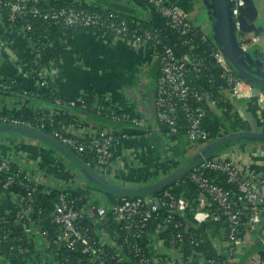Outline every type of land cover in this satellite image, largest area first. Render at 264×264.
<instances>
[{
  "label": "built area",
  "instance_id": "obj_1",
  "mask_svg": "<svg viewBox=\"0 0 264 264\" xmlns=\"http://www.w3.org/2000/svg\"><path fill=\"white\" fill-rule=\"evenodd\" d=\"M50 1L60 0H0V52L13 50L11 33L27 38L35 46L32 50L34 66L28 58L12 57L19 72L41 88L49 89L54 85L60 67L54 62L41 63L46 46L39 37L33 36L35 18L53 27L54 32L86 28L101 34L112 33L116 38L130 41L136 48L153 46L159 64L155 116L159 125L169 129L168 134L174 140L185 135L193 143L206 144L212 138L204 128V117L207 109L218 105L212 99L210 89L213 85L193 86L188 79L190 71L197 76L205 74L208 81L210 70L217 65L231 97L255 96L260 103L264 102V91L236 75L209 33L195 24L189 12L178 3L141 0L163 18L161 26L144 28L139 22L119 18L113 11H91L83 0H74L67 6H57ZM233 1L236 6L232 13L237 17V7L243 0ZM235 25L239 32L237 20ZM169 33L181 39L184 54L170 44L164 45L162 51L157 50L163 44L162 37ZM240 42L244 51L258 47L257 38L249 34L241 36ZM199 45L208 48V57L193 48ZM81 99L67 101L66 107H75L76 101ZM81 106L86 109L85 103ZM105 106L113 119H120L108 101ZM181 112L188 124L184 133L179 123ZM61 114L55 108L29 118L4 114L0 115V124L40 130L49 123L55 139L76 153H94L90 163L99 173H107L113 166L115 145L120 136H124L122 132L112 127L90 128L91 121L56 122ZM85 129L89 130L84 132ZM18 152L21 154V150L15 149L12 154L0 158V176L4 175L0 184L7 191L18 186L26 192L21 196L9 191L15 195L19 208L14 224L21 234L15 239L27 242V246H11V256L0 249V264H15L19 255L20 264H239L246 237L258 233L264 216L259 179L245 172L229 151H225L204 158L186 179L154 195L123 196L112 201L95 190L84 192L86 185L80 178H68L66 186L59 190L53 212L43 218L42 210L35 204L36 197L39 194L50 196L56 187L47 174L37 170L34 161L26 159L25 155L17 159ZM208 171L216 172L217 176H209ZM219 174L225 175L236 189L221 186L217 180ZM187 181L197 187L194 200H187L175 191L179 185L186 186ZM6 221L0 219V226ZM206 244L213 251L211 255L205 250ZM185 245L189 246L190 253L184 258L181 252ZM61 252L69 256L57 259ZM262 252L261 249L254 251L255 264H264ZM71 254L77 257L72 258Z\"/></svg>",
  "mask_w": 264,
  "mask_h": 264
},
{
  "label": "crops",
  "instance_id": "obj_2",
  "mask_svg": "<svg viewBox=\"0 0 264 264\" xmlns=\"http://www.w3.org/2000/svg\"><path fill=\"white\" fill-rule=\"evenodd\" d=\"M83 1L88 5L107 8H138L137 12H140L141 17L146 18L153 26H161L163 23L162 16L141 0ZM169 1L184 7L192 21L202 26L209 33L213 43H216L214 28L207 9L209 2L205 0ZM254 2L259 10L255 23L264 28V0H254ZM249 35L257 38L258 47L249 48L243 54L246 55L252 67L262 70L264 68V33L257 36L252 32ZM11 39L14 41L13 50L0 52V77L19 80L26 90L45 89L37 86L32 79L25 78L19 72L12 57L14 55L19 58H28L29 55L32 56L35 46L27 38L16 33H11ZM54 39L60 52L61 69L55 78L54 85L49 89L65 101L79 99L90 93L104 96L105 101L116 109V114L123 113L128 120L122 127L101 125L98 122H90L87 112L73 114L66 106L59 110L61 113L72 114V117L78 121L90 122V128L112 127L122 132L124 136H120L119 143L114 148L113 166L107 173L101 174L109 183L134 190L155 185L179 168L199 158L216 141L231 135L245 134L226 146L220 153L229 151L245 172L256 175L264 197V140L249 137V134H264V102L260 103L255 96L246 99L231 97L225 87L219 66L212 67L209 73L210 80L207 81L209 77H204L201 87L211 83L222 95L229 98L233 108L226 110L216 106L207 109L204 128L212 137L208 143H193L185 135L180 140H174L163 130L166 127L159 125L155 116L159 65L154 57L153 46L136 48L130 41L116 38L112 33L101 34L89 30H78L72 34L55 31ZM166 40L177 49L181 43V39L172 33L166 36ZM193 48L208 57L209 50L206 46L199 45ZM0 103L4 114L24 118L51 108L42 105L33 97L23 98L17 94L0 95ZM115 121L121 122L120 119ZM88 130L85 129L84 132ZM15 149L21 150V154L16 153L17 159L25 155L26 159L34 161L37 170L50 175L57 190L65 187L67 179L71 177L80 178L85 185L86 180L89 181L74 162L51 145L18 132L0 131V158L12 154ZM95 191L100 193L98 190ZM175 191L187 200H194L196 194L195 190L182 185L177 186ZM14 196L0 184V219L16 216L19 208ZM245 244L239 264H255L254 251L264 250V216L259 224L258 233L247 236ZM205 250L209 252V255L213 253L208 244L205 245ZM181 253L184 258L189 255V246L185 245ZM189 259L190 256L187 260Z\"/></svg>",
  "mask_w": 264,
  "mask_h": 264
},
{
  "label": "trees",
  "instance_id": "obj_3",
  "mask_svg": "<svg viewBox=\"0 0 264 264\" xmlns=\"http://www.w3.org/2000/svg\"><path fill=\"white\" fill-rule=\"evenodd\" d=\"M50 2L52 4H56L57 6H67V5L73 4L74 0H60L58 2H53V1H50ZM88 8L91 11H98V12L104 11V10H106L107 12L113 11L119 16V18L127 19L130 22L131 21L139 22L144 28H154L155 27L150 22H148L146 20V18L141 17L140 12H137L138 8L130 9V8L122 7V8L118 9V8H109V7L107 8V7H102V6H98V5L97 6L96 5H88ZM124 9H127V10H124ZM33 22H34L35 28H36V31H35L36 33H34L33 36L39 37L41 39V41L46 46V48L44 49V51L42 52V55H41V63L43 65H49L51 62H54V63H57L61 69L60 52H59V49H58L56 42H55V39H54L53 27H48L47 23L43 22L39 18L33 19ZM78 30H85L86 31L87 29L86 28L68 29V30H66V32L69 34H72ZM162 41H163V44L157 48L158 51H162L161 49L163 48L164 45H169V42L166 40L165 36L162 37ZM177 47H178L177 50L180 51V53L184 54L185 50H184L183 45L180 43ZM28 60L30 61V64L32 66H34V64L32 63L33 57L29 55ZM158 75H159V73H158ZM204 75L197 76L194 72L190 71L188 74V79L193 86L201 88L202 83H203V78L206 76V75L205 76ZM20 83L21 82L17 79L14 82V81H12V78H1L0 77V84H1L0 85V95L6 96L8 94H17V95H20L21 97L24 98V97H27L25 95V93H27L29 95V97H31V98L33 97L35 100H38L42 105L47 106V107H51V108H55L58 110H61L63 107H65L67 105L66 104L67 101L61 99L57 94L53 93L51 91V89H47V88L38 89V88H36V89L26 90L24 87L21 86ZM210 91L213 93L212 99H214L218 102L217 103L218 107L226 109V110L233 108L232 102L229 100L228 97H225L221 93H219L220 91L218 90V88H216L215 86H212ZM58 100L61 102L60 104L57 102ZM82 103L86 104L85 110L82 109V106H81ZM0 106H1V103H0ZM68 109L70 111H72L73 114H75L76 112H82V114H84V112H87V116L91 122H93V121L98 122L101 125L122 127L123 123H126L128 121L124 117L123 113H120V112L118 113V115H120L121 122L115 121V119H113V117H112L111 111L108 110L105 106V97L101 96V95H95L93 93L84 95L81 100L76 101L75 107L68 108ZM0 115H4V112L1 110V108H0ZM31 120L36 121L35 118H31ZM59 120H62L66 123H73L76 121V119L74 117H72V114H69L66 112L62 113L60 116H58L56 119V122ZM179 123L181 126L180 129L184 133L188 127V124H187L186 117H185L183 112L180 113ZM6 125L17 126V127L23 126V125H11V124H6ZM39 131L53 137L51 134V125L49 123H47V126L45 128L40 129ZM237 139L238 138L231 140L226 145H222V146L220 145L215 150L209 148L211 150L209 151L210 153L207 156V158L215 156L216 154L220 153L221 150H223L226 146L231 145ZM260 140H264V137L260 138ZM68 149L70 152L67 151L68 154L66 153V155H65L67 159H70L72 162L81 163L87 171H90V170L96 171L95 166L90 163V161H92L94 153L93 154L88 153V152L76 153L73 150H71L70 148H68ZM199 163H197L191 167L190 166H184V167L179 168L176 171V172H178L177 173L178 177H176L178 179H173V180L169 179V178H171L170 177L172 175L171 174L169 177H167L166 179H163L161 182H158L155 185L149 186V188L155 187L154 188L155 194L162 193L167 188L175 185V182H177L178 180L181 179V181H182V180L186 179L189 172ZM176 172H174V173H176ZM207 173L211 177L217 176V173L214 171H208ZM100 174H103V173H100ZM83 176H84V174H83ZM3 179H4V175L0 176V181H3ZM217 180L221 186H224L227 189H231V188L236 189L235 185L230 184L227 181V178L225 177V175H223V174H219L217 177ZM96 183L97 182H95V180L93 181V183L86 180V189L84 190V192L89 193V192H92L93 190H98V191H100V193L103 196H105L107 199L112 200V201H114L118 197L120 198V197L126 196V197L132 198V197L137 196V195H131V194L117 193V192L112 193L111 190H109L107 187H103L102 185L96 184ZM186 187L191 188L195 191L197 188L196 185L191 181L186 182ZM145 188L146 187H143L140 189H145ZM10 190L21 194V196L25 195V193H26L24 189H21L18 186H13ZM73 192H77V191H73ZM59 193H60V191L56 189L51 193L50 196H45L44 194L37 195L35 204H36L38 209L42 210L43 218L49 217L51 215V213L53 212L54 203H55V201L58 200ZM74 194H78V193H74ZM143 194H145V193L140 192L138 196H142ZM14 220H15L14 217H9L7 219V221L0 226V249H1V251H3V253L7 254L8 256H11L9 253L11 246H14L15 248H17L19 246L20 247L27 246V242H25V241H21V242L16 241L15 238L21 234V231H20V228L14 224L15 223ZM65 256H69L68 253L61 252L60 255L57 256V259L61 260ZM70 256L72 258L77 257L76 254L75 255L71 254ZM262 256L264 258V250L262 252ZM20 257H21V255H19V260L18 259L15 260V262H16L15 264H20V262H21Z\"/></svg>",
  "mask_w": 264,
  "mask_h": 264
},
{
  "label": "water",
  "instance_id": "obj_4",
  "mask_svg": "<svg viewBox=\"0 0 264 264\" xmlns=\"http://www.w3.org/2000/svg\"><path fill=\"white\" fill-rule=\"evenodd\" d=\"M209 2L207 5V9L209 12V17L211 23L214 28V34L216 37V44L222 50L225 58L228 60L231 68L234 70L236 75L248 82H250L253 86L258 87L261 90H264V68L262 70H258L256 67H252L247 60V57L244 53V50L241 48L240 37L246 34L255 33L257 36H260L264 33V28L258 26L255 22L257 20L259 10L254 2V0H243V4L239 5L238 8V16L235 17L232 13L233 8L236 6V1L233 0H205ZM236 20L240 23L239 32L236 28L235 22ZM165 132L169 133V129H163ZM0 131H14L20 134L28 135L33 138L39 139L40 141L51 145L60 153L66 155L69 151L68 147L60 143L54 137H51L47 134L42 133L39 130L28 128V127H17L0 124ZM245 134L240 135H231L227 138L220 139L216 141L211 149L215 150L218 146L226 145L231 140L235 138H241ZM245 137V136H244ZM250 138L260 139L264 137V134H249ZM209 149L199 158L192 161L187 166H194L195 164L202 161L204 158H207L209 155ZM70 152V151H69ZM70 155V154H69ZM71 157V156H70ZM80 171H82L87 179L90 182H97L96 184H100L103 187H107L111 190L112 193H124L131 195H139L140 192L145 193L143 195H154L155 187H146L145 189H125L122 187L115 186L109 183L101 174L97 173L94 170L87 171L84 166L79 162H74ZM178 172L173 173L169 179H178ZM92 180V181H91ZM176 183V182H175ZM157 187V186H156ZM147 193V194H146Z\"/></svg>",
  "mask_w": 264,
  "mask_h": 264
},
{
  "label": "rangeland",
  "instance_id": "obj_5",
  "mask_svg": "<svg viewBox=\"0 0 264 264\" xmlns=\"http://www.w3.org/2000/svg\"><path fill=\"white\" fill-rule=\"evenodd\" d=\"M42 173H43V175H46L45 172H42ZM47 178H48L50 181H52V177H51L50 175H48Z\"/></svg>",
  "mask_w": 264,
  "mask_h": 264
}]
</instances>
